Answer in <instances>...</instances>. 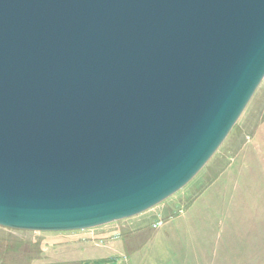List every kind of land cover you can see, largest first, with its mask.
I'll return each instance as SVG.
<instances>
[{
  "label": "water",
  "instance_id": "1",
  "mask_svg": "<svg viewBox=\"0 0 264 264\" xmlns=\"http://www.w3.org/2000/svg\"><path fill=\"white\" fill-rule=\"evenodd\" d=\"M264 79V0H0V227L94 229L187 186Z\"/></svg>",
  "mask_w": 264,
  "mask_h": 264
},
{
  "label": "rangeland",
  "instance_id": "2",
  "mask_svg": "<svg viewBox=\"0 0 264 264\" xmlns=\"http://www.w3.org/2000/svg\"><path fill=\"white\" fill-rule=\"evenodd\" d=\"M262 152L264 79L217 152L178 193L136 217L84 231L38 233L0 227V264H147L151 255L162 253L154 245L172 238L174 229L202 218L213 203L243 205L239 192L244 186L256 194L259 182L246 183V175H259Z\"/></svg>",
  "mask_w": 264,
  "mask_h": 264
},
{
  "label": "crops",
  "instance_id": "3",
  "mask_svg": "<svg viewBox=\"0 0 264 264\" xmlns=\"http://www.w3.org/2000/svg\"><path fill=\"white\" fill-rule=\"evenodd\" d=\"M261 154L259 175H246V183L259 182V190L254 185L256 194L244 186L239 192L243 205L213 203L202 218L174 229L172 238L154 245L162 253L151 255L147 264H264V152ZM139 253L133 254L134 259Z\"/></svg>",
  "mask_w": 264,
  "mask_h": 264
}]
</instances>
